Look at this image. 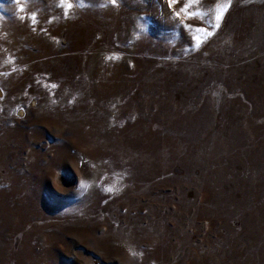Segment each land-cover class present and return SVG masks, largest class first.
I'll use <instances>...</instances> for the list:
<instances>
[{"label":"rangeland","instance_id":"374dc122","mask_svg":"<svg viewBox=\"0 0 264 264\" xmlns=\"http://www.w3.org/2000/svg\"><path fill=\"white\" fill-rule=\"evenodd\" d=\"M70 2L0 0V264H264V0Z\"/></svg>","mask_w":264,"mask_h":264},{"label":"snow or ice","instance_id":"6c2138e0","mask_svg":"<svg viewBox=\"0 0 264 264\" xmlns=\"http://www.w3.org/2000/svg\"><path fill=\"white\" fill-rule=\"evenodd\" d=\"M177 0H169V7H171L174 3H176ZM197 0H188V2H186L183 7L180 9L179 12H174L173 14L175 16H179L180 13H185V15L188 17V18H193V16H200L201 18H203V16L206 15V13H201L199 11L193 13V12H189L188 9L192 6L193 3H196ZM60 3L63 5L65 3H67V7L68 8H71L73 5L72 3L70 2V0H60ZM108 3L112 4L113 6H117V0H108ZM102 7L104 5H101ZM228 5H223V6H217V8L215 9V15H214V20H215V23L212 25V27H218L219 26V21L221 20L224 12L226 11ZM20 10H23V9H20ZM196 32H205V29L203 28H196L195 29ZM212 33L209 31L207 32V35H211ZM193 40L195 41V44L196 46L198 47L199 44H200V39L197 38V37H193ZM115 58V57H113ZM108 191H111V189H107Z\"/></svg>","mask_w":264,"mask_h":264}]
</instances>
